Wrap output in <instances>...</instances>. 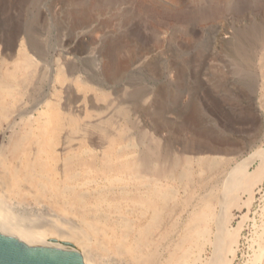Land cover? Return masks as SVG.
I'll return each mask as SVG.
<instances>
[{"label":"rangeland","instance_id":"rangeland-1","mask_svg":"<svg viewBox=\"0 0 264 264\" xmlns=\"http://www.w3.org/2000/svg\"><path fill=\"white\" fill-rule=\"evenodd\" d=\"M77 24L85 27V35L78 33ZM12 40L14 48L3 55L6 64L0 82L6 81L1 72L19 61L17 48L26 47L29 41L38 59L51 62L59 70L56 76L69 80L70 89L52 91L48 81L19 82L17 86L8 81L9 86L19 94L24 108L51 90L42 102L50 99L62 106L59 138L65 140L68 134L73 149L93 148L89 168H99L106 160L140 163L150 158L164 163L165 174L176 175L191 164L190 181L163 182L175 190L171 204L180 202V234L196 196L193 179L197 170L187 160L193 155L189 148L219 146L223 139L228 142L227 151L201 154L238 159L256 145L264 147V0H0V50ZM117 62L124 67L115 70ZM71 92L75 97L69 106L77 108L76 115L65 105L73 98ZM4 135L7 144L10 130ZM124 145L126 150L117 159ZM39 208L9 202V211L22 215L19 223L25 226L46 211ZM233 212V224L243 212L247 218L231 264H254L264 224V179L247 211ZM53 218L49 215L45 220ZM61 227L65 231L66 224ZM46 236L51 244L79 250L84 264L90 254V264H126L118 256L110 260L92 246L80 247L66 234ZM156 237L162 256L165 241ZM210 252L211 247L205 245L201 257Z\"/></svg>","mask_w":264,"mask_h":264},{"label":"bare ground","instance_id":"bare-ground-1","mask_svg":"<svg viewBox=\"0 0 264 264\" xmlns=\"http://www.w3.org/2000/svg\"><path fill=\"white\" fill-rule=\"evenodd\" d=\"M75 27L78 33H84L82 24ZM26 44V47L23 44L17 48L19 61L12 69L6 68L1 72L6 81L0 82V232L31 245L44 243L53 246L58 245L47 242V234L57 233V237L66 234L80 247L92 246L110 260L118 256L126 264H231L243 221L247 218L246 212H243L233 224V209L245 208L247 211L251 205L253 195L264 179V147L256 145L238 159L227 155L201 154L215 149L227 151L228 142L223 139L219 146L189 148L193 155L187 160L197 170L193 179L196 196L193 195L195 202L186 211L180 234V202L171 204L170 200L175 199V190L168 189L163 182L165 179L177 183L189 180L191 164L176 175H168L165 174L164 163L150 158L142 159L140 163L132 159H118L126 150L124 145L119 150L115 147L118 150L117 162L106 160L99 168H89L88 163L94 157L93 148L73 149L68 143V134L65 140L59 138L63 129L60 122L64 118L61 117L62 106L50 99L42 102L48 95L51 96V90L32 106L29 104L31 107L24 108L19 104V94L9 86L8 81L14 86L19 82L38 84L48 81L52 84V91L65 86L70 89L69 80L61 79L58 74L56 76L59 70L54 69L51 62L38 59L40 57L33 45L29 41ZM14 45L15 40L3 43L0 71L6 64L3 55ZM122 62H117L115 66L113 63L115 70L124 67ZM17 70L20 76L16 74ZM79 78L85 83L84 78ZM82 88L84 86L79 89ZM71 93L73 98L65 105H68L72 115H76L74 111L77 108L73 110V105L69 106L75 97V93ZM41 104L42 110L39 109ZM6 130L11 132L7 144ZM108 158L109 155L106 156ZM10 201L34 204L46 211L40 210V215L35 213L37 218L29 219L30 224L25 226L19 223L22 215L13 216L9 211ZM49 215L54 218L46 221L45 217ZM101 222L104 224L101 225ZM65 224V231L59 230ZM156 236L165 241L162 245L165 255L161 256L162 253L157 250ZM256 243L254 264H264V224ZM205 245L211 247V252L210 256L202 258L201 251ZM90 259L91 254L86 258L87 264H90Z\"/></svg>","mask_w":264,"mask_h":264},{"label":"water","instance_id":"water-1","mask_svg":"<svg viewBox=\"0 0 264 264\" xmlns=\"http://www.w3.org/2000/svg\"><path fill=\"white\" fill-rule=\"evenodd\" d=\"M0 264H84V261L75 248L31 245L0 232Z\"/></svg>","mask_w":264,"mask_h":264}]
</instances>
